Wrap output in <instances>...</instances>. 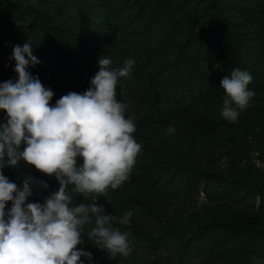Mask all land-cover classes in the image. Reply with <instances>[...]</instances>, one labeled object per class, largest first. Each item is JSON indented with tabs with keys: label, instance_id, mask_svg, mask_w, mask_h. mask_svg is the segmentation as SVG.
Masks as SVG:
<instances>
[{
	"label": "trees",
	"instance_id": "16d2710c",
	"mask_svg": "<svg viewBox=\"0 0 264 264\" xmlns=\"http://www.w3.org/2000/svg\"><path fill=\"white\" fill-rule=\"evenodd\" d=\"M53 1L56 14L51 15L50 9L45 13L29 9L31 14L36 13L39 17L37 19L34 15L29 21L27 33L29 43L33 45V55L41 61L30 71L54 92L50 103L54 104L69 91L86 90L90 78L98 71L102 55L110 57L114 67H122L125 60H134L129 76L120 78L116 93L117 99L127 105L126 117H131L135 123L133 136L141 145L139 154L150 156L148 153L153 149L148 143L147 131L190 120L205 104L222 106L225 92L220 86L221 79L238 67L251 74L249 88L256 93L239 116L250 125L264 128V110L255 103L257 97L264 96L262 3L254 0L222 3L200 0L188 14L181 30L175 19L182 9L173 0L167 5L162 2L161 10L153 13L147 25H143V17L133 23L132 17L124 14L123 3L109 8L106 0H101L97 6L87 0ZM69 1L80 14V19L66 13L69 8L64 2ZM202 3L206 5L202 7ZM208 13L209 17L213 13L215 16L209 19ZM161 14L168 17L163 19ZM69 25H72L70 31L67 30ZM11 54L12 51L0 46V82L16 78ZM166 54L173 55L167 63L163 61ZM135 105L139 109L137 115L132 110ZM5 119L6 113L0 111V121ZM249 133L250 128L238 121L215 122L205 117L200 123L193 122V135L203 136L211 144L230 150L232 154H240L242 139H247ZM8 159L5 157L4 174L10 181L22 185L30 178L33 190L30 201L43 203L45 197L59 189L54 175L49 176L23 163L9 165ZM133 176L129 173L126 182H134ZM198 178L205 181L203 192L209 203L239 206L260 197L264 208V181L228 178L186 165L169 167L150 181L149 188L163 198V205L176 203L187 209L199 191ZM7 207H11V203ZM111 226L121 232L130 230L132 241H152V254L160 248L174 250L169 251V256L175 264H192L195 258L221 264L219 255L214 253L219 243H237L233 257L227 255L225 264L234 261L243 264L253 257H264V227L256 225L220 224L214 227L216 229L206 226L182 240L174 229L164 227L149 212L139 208L131 228L114 222ZM84 242L85 245L91 243L87 239ZM243 244L245 248L241 249ZM80 247L82 244L77 245ZM136 256V251H131L127 257L117 255L110 258L107 252L98 250L92 264H128L127 260L135 261Z\"/></svg>",
	"mask_w": 264,
	"mask_h": 264
},
{
	"label": "clouds",
	"instance_id": "9594fccd",
	"mask_svg": "<svg viewBox=\"0 0 264 264\" xmlns=\"http://www.w3.org/2000/svg\"><path fill=\"white\" fill-rule=\"evenodd\" d=\"M32 47L29 42L13 46L10 60L16 78L0 82V111L6 113L0 121V264H85L82 258L92 264V253L77 248L87 224H94L87 237L99 249L110 258L127 257L130 235L111 225H127L134 211L116 217L97 202L99 194L129 179L141 151L133 136L135 123L126 117L127 105L116 93L120 78L129 76L135 61L114 67L112 59L102 55L86 90L69 91L52 104L54 92L30 71L41 63ZM251 81V74L238 67L221 79L224 120L237 121L249 106L256 95L249 88ZM174 132L170 125L167 134ZM5 157L9 165L23 163L54 175L59 189L43 203L30 201V178L22 185L10 181L4 174ZM71 193L89 202L74 205ZM252 264H264V257H253Z\"/></svg>",
	"mask_w": 264,
	"mask_h": 264
},
{
	"label": "rangeland",
	"instance_id": "374dc122",
	"mask_svg": "<svg viewBox=\"0 0 264 264\" xmlns=\"http://www.w3.org/2000/svg\"><path fill=\"white\" fill-rule=\"evenodd\" d=\"M88 3H96L101 0H87ZM171 0H106V7L110 8L113 4L123 3L124 14L132 17L133 23L142 18L143 25H147L152 18L154 12L161 10V3L167 5ZM182 12L176 15V26L182 30L185 27L186 19L190 11L196 6L200 0H173ZM222 3L224 1L234 0H217ZM262 3L264 0H254ZM65 7L69 8L66 13L75 15L80 19L78 11L72 8L71 1L64 2ZM202 7L206 3L201 4ZM37 10H36V9ZM47 12L50 9L51 15L56 14L53 0H0V46L12 51L13 46L23 45L30 42L28 38L29 21L35 15L38 19L39 15L31 14L30 11ZM141 9V11L139 10ZM138 10L140 12H138ZM74 13H72V12ZM170 13V12H169ZM50 15V16H51ZM215 13L207 14V18L212 19ZM168 16L161 18L166 19ZM214 19V18H213ZM164 22V21H163ZM166 23V22H165ZM156 25L155 27H158ZM72 25L67 30L70 31ZM256 39V38H254ZM173 59L172 54H166L163 61L167 63ZM90 72V71H89ZM255 103L260 109L264 110V96L257 97ZM222 106L205 104L199 107L194 116L190 120L176 121L171 124L174 126L175 132L167 134V128L170 126L156 127L147 131V140L153 149L148 153L150 156L138 154L135 163L130 171L134 182H124L119 188L112 190L109 188L105 193L99 194L98 204L103 205L106 213L116 217L122 216L126 211L133 210L134 215L127 224L131 228L132 223L139 214V208L145 209L154 218L158 219L166 228H172L179 233V238L186 240L190 235L198 230H203L209 226L210 229H216L220 224H233L237 226H257L264 227V208L261 198L257 197L250 201H246L239 206H232L229 203H209L203 192L205 181L198 180V193L194 196V201L187 209L181 208L176 203L169 206L163 205V198L152 193L149 188L151 180L164 173L169 167L174 165H186L193 169H206L215 173H220L228 178L248 179L264 181V128L261 126L250 125L243 117H238V122L250 128L247 139L243 138V147L240 154H232L230 150L222 149L218 145L211 144L208 139L203 136L193 135V122L200 121L207 117L215 122L226 121L221 116ZM133 114L139 112L138 106L132 108ZM229 122V121H227ZM72 186H69L71 189ZM73 196V204L81 202L88 203L81 194L71 193ZM106 200L110 201L108 203ZM10 203V202H9ZM126 203V204H125ZM114 223H119L118 221ZM94 224H87L82 230V247L92 253V257L96 252H106L99 249L94 241L87 236ZM130 230L125 232L129 233ZM87 239L91 243L85 245L84 240ZM136 239H139L137 237ZM246 239V238H245ZM236 242L229 244H218L214 248V253L218 256L221 264H225L227 255L232 256L236 248ZM152 241H132L130 240L131 251H136V260H127L128 264H175L172 257L169 256L171 249L162 250L152 254L154 249L151 247ZM245 248V244L240 246ZM152 254V255H151ZM225 254V255H224ZM224 255V256H223ZM85 262H88L86 258ZM213 260V259H211ZM233 264L236 261L232 262ZM192 264H213V262L195 258ZM243 264H252V258Z\"/></svg>",
	"mask_w": 264,
	"mask_h": 264
}]
</instances>
